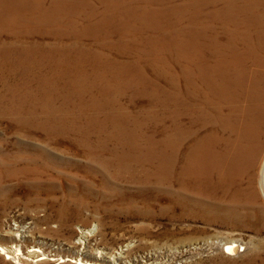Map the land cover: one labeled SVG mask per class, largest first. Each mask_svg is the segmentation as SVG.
<instances>
[{"label":"rangeland","instance_id":"obj_1","mask_svg":"<svg viewBox=\"0 0 264 264\" xmlns=\"http://www.w3.org/2000/svg\"><path fill=\"white\" fill-rule=\"evenodd\" d=\"M201 81L261 96L264 0H0V264H24L37 244L66 253L94 226L90 249L226 238L243 251L203 264H264V221L221 207L181 217L100 162L163 155L171 108ZM263 158L264 143V211Z\"/></svg>","mask_w":264,"mask_h":264},{"label":"bare ground","instance_id":"obj_2","mask_svg":"<svg viewBox=\"0 0 264 264\" xmlns=\"http://www.w3.org/2000/svg\"><path fill=\"white\" fill-rule=\"evenodd\" d=\"M260 86L261 96L255 88L245 90L241 83L198 82L185 93L182 111L176 113L171 108L163 155L144 159L122 151L112 155L113 161L100 162L127 174L138 185L158 188L171 211L183 205L181 217L221 207L239 218L246 214L248 219L262 222L264 211L257 206L260 198L256 190V162L264 143V85ZM259 182L264 194V158ZM241 207L249 212L242 213ZM255 207L257 215L252 212ZM145 217L146 221L152 218L149 213ZM142 226L151 225L140 224V230L149 235L148 228L146 232ZM96 228L79 229L75 233L78 246L70 242L72 250L66 253L43 250L37 244L26 254L24 264H203L212 254L238 256L245 245L226 238L221 244L202 238L183 245L142 238L137 244L136 238L130 237L117 247L90 249L88 243L96 236ZM17 234L15 239L21 241L23 236Z\"/></svg>","mask_w":264,"mask_h":264}]
</instances>
